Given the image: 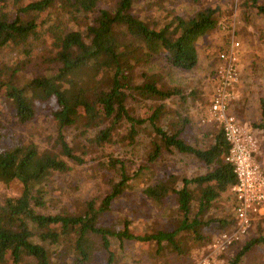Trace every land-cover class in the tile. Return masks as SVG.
I'll list each match as a JSON object with an SVG mask.
<instances>
[{
    "label": "trees",
    "instance_id": "obj_1",
    "mask_svg": "<svg viewBox=\"0 0 264 264\" xmlns=\"http://www.w3.org/2000/svg\"><path fill=\"white\" fill-rule=\"evenodd\" d=\"M25 1L0 0V52L25 49L11 67L0 66V95L11 103L19 124L33 122L42 112L50 116L58 131L53 148L41 152L35 143L17 139L0 123V183L15 191L0 204V263L52 264V248L67 241L74 264H90L98 251L92 236L101 237L102 250L110 262L115 257L113 241L120 249L126 241H134L156 243L159 248L167 245L183 254L180 234L189 233L195 240L209 244L218 237L212 240L202 230L213 224L219 231L230 228L232 232L236 226L233 197L227 198L232 204L231 220L207 215L237 183L234 168L226 161L230 146L222 129L218 128L209 148L202 149L184 139L190 125L187 117L180 116L174 130L163 128L160 120L167 110L165 102L178 98L185 103L188 95L181 87H166L161 75L141 71L156 59L180 71L196 69L198 41L217 28L221 10L207 7L195 14L168 12L160 19L146 21L136 16L135 0ZM104 1L113 2V8H99ZM245 6L264 17V4L258 0H247ZM56 8L67 12V21L56 23L46 17ZM76 14L94 17L79 29L76 24L71 26L78 21ZM46 35L52 38L55 50L48 56L41 55L43 73L29 75L33 53L27 45ZM135 76H141L142 82L135 83ZM133 94L160 101L161 105L151 109L147 118H135L127 105ZM79 123L86 130L100 128L90 143L103 148L113 146L115 136L133 146L140 131L150 129L155 136L152 151L146 166L135 173H130L127 163L115 153L105 152L99 166L114 173V177L101 201L85 202L83 210L73 215H43L40 212L47 207L53 177L71 168L67 160L78 165L87 163L74 153L65 137V130ZM252 128L264 136L263 100L259 122ZM121 131L126 132L121 135ZM167 152L195 158L208 169L205 174L182 179L168 172L142 189L144 197L158 207L175 197L176 228L135 235L128 219L104 225L130 184ZM255 246L264 247V235L249 241L229 264H242Z\"/></svg>",
    "mask_w": 264,
    "mask_h": 264
},
{
    "label": "rangeland",
    "instance_id": "obj_2",
    "mask_svg": "<svg viewBox=\"0 0 264 264\" xmlns=\"http://www.w3.org/2000/svg\"><path fill=\"white\" fill-rule=\"evenodd\" d=\"M247 0H135V14L141 20L160 19L168 12L176 14H195L207 7H218L221 17L217 28L199 39L198 53L199 65L196 69L184 72L167 66L162 59H156L149 65L141 67V71H148L161 75L166 87H181L188 99L181 103L178 98L167 102V110L160 120V125L168 130H174V124L179 122V117H187L190 125L184 139L194 146L208 149L214 142L218 127L201 123V115L209 106L210 98L214 91L215 68L218 64V54L229 47L231 29H236V39L240 42L239 77L235 85V101L232 103V113L244 122L251 125L259 122L260 104L264 101V17L257 14L255 9L245 6ZM264 4V0H258ZM31 3L32 0H26ZM25 5V4H24ZM114 3L104 1L99 8H113ZM16 15L15 13H12ZM77 22L71 26L82 29L85 24L91 22L93 15L76 14ZM46 17L58 21H67L69 15L66 11L51 10ZM52 38L48 35L32 39L27 49H32L33 60L29 66V75L35 76L45 71L41 62V55L53 54L55 48ZM19 49H6L0 52V66H12L16 58L24 51ZM142 82L141 76H135V83ZM130 115L135 118H147L152 114L154 107L161 105L157 100H145L136 94L128 100ZM246 113V118L238 115ZM238 114V115H237ZM0 123L11 129L17 139L24 143H35L41 152L50 151L57 139V125L46 113H40L33 122L21 125L15 118L14 109L5 97L0 95ZM84 124L65 130L66 141L73 148L74 153L81 156L84 165H78L67 160L70 170L63 174H56L50 184V196L46 209L40 213L49 215H73L80 213L85 202L101 199L109 192L114 173L103 170L99 164L105 152L115 153L117 157L125 161L130 173H135L146 166L148 154L152 151L154 133L150 129H142L133 146L122 143L120 137L115 136L116 143L110 147L92 146L93 139L99 127H91L87 130ZM126 131H121V135ZM259 139H264L258 134ZM263 151L257 156V160L264 169V140L261 142ZM208 171L200 161L190 156L179 153H164L159 161L150 165L141 177L134 180L123 197L117 202L113 212L106 218L104 225L109 222L128 219L135 235L153 234L157 231H172L178 223L177 204L175 197L168 199L163 206L158 207L142 194V189L147 185H154L158 177L165 173H172L179 179L192 178ZM181 185V184H179ZM15 191L0 183V204L14 196ZM232 197L228 192L225 197L215 202L207 215L217 219L226 216L231 220L232 204L227 198ZM213 224L211 228L202 230L205 236L215 240L225 231H219ZM233 231V230H232ZM189 233L178 236L183 246V254H178L167 245L161 248L156 243L126 241L123 249L113 241L114 261L110 262L102 250V240L99 236H92L98 251L90 264H201L206 257L210 246L192 238ZM264 235V221H256L249 235L230 247L223 254L210 259L209 264H229L245 245ZM73 240V239H72ZM74 241V240H73ZM71 244L65 241L61 247L52 248V264H74L69 247ZM55 250V251H54ZM29 259L27 260V262ZM1 264V263H0ZM3 264H10L9 262ZM242 264H264V247H253L243 258Z\"/></svg>",
    "mask_w": 264,
    "mask_h": 264
},
{
    "label": "built area",
    "instance_id": "obj_3",
    "mask_svg": "<svg viewBox=\"0 0 264 264\" xmlns=\"http://www.w3.org/2000/svg\"><path fill=\"white\" fill-rule=\"evenodd\" d=\"M235 33L233 27L229 47L218 54L214 91L209 106L201 115V123L222 129L230 146L226 161L233 166L237 180L229 190L235 200L233 212L236 226L232 232L222 233L213 242L201 264H209L210 259L246 238L256 221H264V169L257 160L261 154L260 141L252 125L240 120L231 111L240 71L241 46Z\"/></svg>",
    "mask_w": 264,
    "mask_h": 264
},
{
    "label": "crops",
    "instance_id": "obj_4",
    "mask_svg": "<svg viewBox=\"0 0 264 264\" xmlns=\"http://www.w3.org/2000/svg\"><path fill=\"white\" fill-rule=\"evenodd\" d=\"M231 111H232V108H231ZM237 115H238V114H237ZM238 116L241 117V118H244V119L247 117V116H246V113L239 114ZM258 134H260V133H257V136H258ZM260 136L264 138V136H262V135H260ZM258 139H259V137H258ZM263 140H264V139H261V138L259 139V141H260V148H262L261 142H263ZM262 152H263V151H261V153H262Z\"/></svg>",
    "mask_w": 264,
    "mask_h": 264
}]
</instances>
